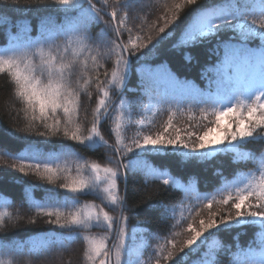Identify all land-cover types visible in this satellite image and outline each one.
Masks as SVG:
<instances>
[{"label": "snow or ice", "instance_id": "snow-or-ice-1", "mask_svg": "<svg viewBox=\"0 0 264 264\" xmlns=\"http://www.w3.org/2000/svg\"><path fill=\"white\" fill-rule=\"evenodd\" d=\"M49 2L57 7V15L37 17L35 29L31 19L13 20L0 14V27H3L9 44L4 54H0V74L6 77L9 89L6 109L23 119V127L10 126L4 134L9 138L26 140L30 147L36 143L55 141H71L74 145L92 150L103 147L106 149L104 156L114 167L95 162L83 165L74 162L71 168L65 163L62 167L54 161L75 155V151L46 153L38 148H33L31 162H28L24 154L13 157L7 144L0 142V149L7 156L3 163L5 170L12 169L25 177L34 176L37 181L43 182L36 185L38 187L52 186L47 188L48 199L32 202L35 217L27 222L36 224L38 218H46L48 224L56 225L58 229L78 233L102 226L106 232L104 237H88L89 247L83 254L87 264H131L128 242L134 240L135 235H129L128 217L123 213L134 209L121 198L120 182L126 185L128 176L140 171L147 174L152 165L145 162L142 168H138L130 159V154L150 148L167 150L171 146L172 152L182 154L180 158L183 161L186 157L197 158V154L200 159L206 160L217 152L232 151L239 156L240 147L258 143L252 152L243 153V156L248 164H252L256 160L255 153H259V166L255 171L249 169L242 179L226 187V194L217 201L220 207L215 211V198L207 199L206 204L197 203L189 216L182 218L181 224H170V201L176 198L167 200L163 197L162 194L170 190V181L165 179V187L157 193V203L152 207L160 210L159 220L166 221L165 230L186 225V237L177 240L178 234L173 232L171 240L155 249L148 259H139L137 264H162V261L171 264L178 256L181 257V264H221L220 253L230 254L232 247L237 246L241 233L233 236L232 244H222L219 251L213 250L215 258L206 250L200 256L208 238L247 225L259 226L260 246L264 250V3L259 12L262 18L258 27H254L257 20L250 17L255 12L240 0L224 7L216 5L214 0L212 3L207 0H179L162 18L157 17L158 22L149 32L133 37L132 29L126 24L146 10L138 6L139 0L119 4V10L109 0H103L102 4L100 0L96 3L92 0ZM33 3L39 5L41 0H25L23 5L20 0H0V5L22 7L24 14ZM194 5L201 6L202 19L195 28L176 39L174 34L182 31V24L177 22ZM109 8L111 11H107ZM34 31L37 33L35 36ZM136 31L139 33L144 29L141 27ZM125 34L127 43L123 41ZM166 39L171 40L170 49L179 51L186 64L198 63V49H205L214 56V60L202 67L199 73L202 87L192 79H181L171 70L167 60L155 66L150 62L148 53L151 57H158L160 46ZM73 45L80 52L90 51L89 45L107 50L100 56L112 62L113 66L110 72L105 70L102 73L105 77L103 81L100 75L95 79L87 75L99 69L97 57H91L92 66L86 60L81 64L78 58L68 59L67 54L72 52ZM146 49L148 53H145ZM134 67L139 73L138 99L160 96L174 107L191 104L204 112L205 117L210 115L215 119L202 123L198 128L189 124L181 129L173 124V117L169 115L162 130L137 136L132 139V146L121 147L120 129L125 103L122 97L128 90ZM160 73L164 74L163 81L158 78ZM161 83L165 85L162 90ZM92 84L99 99L89 120L87 100L90 99L88 88ZM13 86L14 92L11 91ZM112 95L117 99L112 100ZM193 97L199 98V102H194ZM114 112L120 113L115 126L116 142L108 144L101 128ZM227 114L233 115L230 122L222 126L221 117ZM73 169L75 175H72ZM173 183L181 186L179 181ZM61 194L63 199H58ZM89 194L96 195L109 205L119 206L121 215H109L95 203L81 204L80 197ZM28 199H31V193H28ZM202 208L205 210L201 211ZM14 219L18 221L19 215L0 211V235ZM140 223L151 228L153 219L146 218ZM109 241L113 242L111 246ZM0 251L8 253V258H0V264H39L42 257L50 254L51 248L41 244L29 247L18 243ZM193 256L199 258L190 259ZM260 264H264V260Z\"/></svg>", "mask_w": 264, "mask_h": 264}, {"label": "trees", "instance_id": "trees-1", "mask_svg": "<svg viewBox=\"0 0 264 264\" xmlns=\"http://www.w3.org/2000/svg\"><path fill=\"white\" fill-rule=\"evenodd\" d=\"M95 3L97 0H93ZM117 0H109L114 7L119 10V4ZM228 0H214L217 3H224ZM132 0L125 4L131 3ZM143 2H148L146 5H142ZM179 2V0H139L138 6L141 8H145V11L138 13V18L130 21L126 24L127 28L132 29L133 37L135 35H144V32H149L151 27L156 24L157 17L162 18L165 12H168L170 6ZM208 3H212L213 0H207ZM25 0H20V4L23 5ZM100 3H103V0H100ZM240 3H246L240 2ZM249 7L250 5L246 3ZM100 6V4H98ZM87 7V5H85ZM200 5H194L191 9H189L183 16H181L180 20L177 22L178 25L182 24V31H178L174 34V37L178 39L180 35L184 33L185 27L189 23L193 14H195L198 10H200ZM49 10H57V7L52 5L49 0H41L39 5L33 3V6L28 10L26 14H24V9L22 7H17L16 5L4 6L0 5V14L7 15L10 17H26L31 16L32 14L42 13ZM111 11V9H107ZM101 16L104 13H100ZM107 19V17H104ZM250 19L257 20V14L250 17ZM258 21V20H257ZM162 22V21H161ZM143 27V32H137V28ZM175 27V26H174ZM99 31V29H96ZM123 41L125 43L128 42L127 35L125 34L123 37ZM171 43L170 39H166L163 46H160V55L158 57H151L148 50H144L145 53H148L150 58V62L155 66L159 64V62L163 60H167L169 62V67L173 72L180 73L182 75L186 74L190 78H198L201 68L206 64H210L214 60V56L210 55L209 52L205 49H198L196 51L197 62H193L191 64H186L181 58V53L179 51L171 50L169 45ZM73 50L71 53L67 54L69 60L79 59V62L83 64L86 60L89 66H92L91 57H97L98 63L100 65L97 71L89 72V75L92 79H95L97 75H100L101 81L105 79L102 74L105 70L111 71L112 62L107 60L106 58H102L100 56L101 52L106 54V49H97L94 45H89L90 51L80 52L79 48L76 45L72 46ZM115 57H113V60ZM67 62V61H66ZM133 66L135 63V59L133 58ZM196 75V76H195ZM139 82V73L135 72V67L133 68L132 75L129 79L128 90L123 95L124 107L122 109L124 115L122 117L123 121V130L120 129V133L125 137V142L123 141V145H130L133 138L140 136V133H149L152 134L155 131L161 129V121L166 117L168 109L161 108L159 113H157L152 122L150 124L141 125V117H142V108L144 97L139 98V90L137 89V84ZM104 85H102L103 87ZM200 86L202 87V81L200 82ZM14 92V86L11 89ZM88 92L90 94V99L87 100V118L91 120V112L94 110L96 106V101L99 99V94L96 90L94 84H92L88 88ZM9 89L6 86V77L3 74H0V142L7 144L8 151L18 150L19 147L23 145L26 140H19L15 138H9L4 134V130L11 127L20 128L23 127V119L22 117H17L15 112L6 109V104L8 101ZM82 98L83 95H82ZM83 115V113H82ZM119 112H114L110 119L104 124L101 128V133L104 137L111 143H115V126L116 120L119 117ZM111 130V131H110ZM139 133V134H138ZM55 141V138H54ZM51 145L68 147L72 152L75 151V155H69L67 160L64 162L71 168L73 167V163H77L79 165H83L85 163L91 164L93 162L100 163L102 166H112L110 165L107 158L104 156L106 151L105 148L101 147L99 150L85 149L82 146L74 145L71 141L59 142L55 141L53 143H48ZM257 144V143H255ZM110 154V153H109ZM182 154H176L171 151V146H168L167 150H164L162 153H152V152H141V153H133L130 154V159L137 165L138 168H142V166L147 162L152 165V169L147 171L145 174L144 171L137 172L135 175H129L127 179L126 185L120 182L121 191L120 196H122L123 189L126 190V200L128 205L134 209L132 211H125L123 214L128 217L127 228L130 229L132 227H137L140 232L137 235H144L147 239V248L143 253V258L148 259L153 255L155 249L161 248L164 246L167 241L172 239V233H177L176 239H184L186 237V225L183 228H172L170 230H165L166 221L160 222V210L158 208L153 209V204L157 203L155 201L157 193L165 187L163 185V181L168 179L169 176H173L176 178V181L181 182L182 186L177 187L173 183L169 184V191L163 193V197L170 201L171 211L169 213L170 219L169 223L172 225L181 224L182 222H178L176 217L178 216V208H182L185 206L186 201L184 194L186 192H198L202 195H209L212 190L215 188L220 191L225 190L228 184H230L235 175L241 171V168L237 165L235 166L227 157L222 154H219L212 160L206 161H198V158L186 157L185 161H183L180 157ZM11 162V161H10ZM4 160H0V191L7 193L10 196L18 197L21 191V184L18 182L34 181L36 178L34 176L25 177L23 174L17 173L12 169L5 170L3 168ZM127 163V161H125ZM63 167V166H62ZM230 171V172H229ZM72 175H75V170L73 169ZM228 175V176H227ZM227 176V177H225ZM225 177L224 179H222ZM40 182V181H39ZM43 183V182H40ZM184 185V188H183ZM191 185L193 189L190 191H185V188ZM198 186V188H197ZM52 186H47L50 188ZM46 188V187H45ZM62 192V190H61ZM60 196L63 197L61 194ZM219 201V200H218ZM81 204H92L95 203L100 205L105 211L109 212V215L117 217L119 206H112L106 203V201H102L96 195L89 194L83 195L80 197ZM200 204H206L202 202ZM218 207H220L215 199L213 203V210L215 211ZM205 209H201L204 211ZM14 214L19 215V220L14 219L9 222V227L5 231L3 235H0V239L3 240H11L13 238L22 239L24 237H28L34 232L38 231H48L56 229L57 231H61L68 236L72 237L69 244L62 246V248L57 249L54 253H50L41 258L39 264H50L48 262L49 259H52L55 263L60 262V264H87L86 259L84 258V252L88 250L89 240L88 237H92L95 239H100L106 235L105 229L101 227H94L90 231L89 230H81L79 233L76 231H68L58 229L56 225L48 224L46 222V218H38L36 224H29L27 221L29 218L35 217L34 208L30 207H22L15 210ZM146 218H152L153 223L151 228L147 225L140 223ZM241 233L239 236V240L237 242L236 247H232L231 253L226 254L224 252L220 253L221 264H232V260L237 252L247 253L250 252L254 254L253 251L263 252L260 246V236H259V227L256 225H247L244 227H236L232 228L229 232H220L216 233L213 236L208 238V243L213 241V246L209 249L208 243L206 242L205 249L200 252V256L204 255V251H208L212 254L213 258H215V251H219L222 244H232L233 236L237 233ZM255 240V243L253 241ZM251 246V250L249 251V247ZM166 254V253H165ZM183 254H181L182 256ZM256 256V254H255ZM2 258H8V253ZM199 257L193 256L190 259H198ZM164 264V261H162ZM171 264H181V257L178 256L175 260L171 262Z\"/></svg>", "mask_w": 264, "mask_h": 264}, {"label": "rangeland", "instance_id": "rangeland-1", "mask_svg": "<svg viewBox=\"0 0 264 264\" xmlns=\"http://www.w3.org/2000/svg\"><path fill=\"white\" fill-rule=\"evenodd\" d=\"M147 3L148 2H143L142 5H146ZM261 4H262L261 2L255 4L257 11H260ZM200 20L196 21V23L192 22L186 32H188L191 29L195 28ZM254 27H258V26L254 25ZM161 99H162V97H160V96H156L155 98H153L151 96H145L144 97L142 111H143V115H144V120H146V122L148 124L151 122L153 116L158 112V110L163 108V107L160 106L161 105V103H160ZM169 113H170V115H173L172 112L169 111ZM232 115L233 114H227V115L222 116L221 117V125L222 126L227 125L230 122V119H231ZM166 122H167V120L165 121V123ZM189 124H191V123H189ZM189 124L185 123L184 126H188ZM213 135H215V133H213ZM124 139H125V137H122V140H124ZM128 146H132V145L130 144ZM149 150L150 151H154V152H162V151H164L166 149L165 148H159L157 150V149H151L150 148ZM210 157H212V156H210ZM133 231H134V229L132 228L130 230V232H129L130 236L133 235ZM144 246H145L144 238L141 239V240L135 241L134 244L133 243L131 244V246H130V254H129V260H130L131 264H137V261L139 259L140 260L144 259V258L141 257L142 250H143ZM48 262L50 264H60V262H56L55 263L52 259H49Z\"/></svg>", "mask_w": 264, "mask_h": 264}]
</instances>
